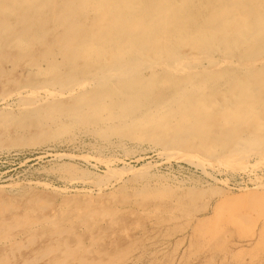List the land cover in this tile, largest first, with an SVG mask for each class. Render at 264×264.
<instances>
[{"label":"bare ground","instance_id":"bare-ground-1","mask_svg":"<svg viewBox=\"0 0 264 264\" xmlns=\"http://www.w3.org/2000/svg\"><path fill=\"white\" fill-rule=\"evenodd\" d=\"M20 60L24 83L3 79L19 114L0 124L33 114L48 139L79 124L212 167L264 161V0H0V78Z\"/></svg>","mask_w":264,"mask_h":264},{"label":"rangeland","instance_id":"rangeland-1","mask_svg":"<svg viewBox=\"0 0 264 264\" xmlns=\"http://www.w3.org/2000/svg\"><path fill=\"white\" fill-rule=\"evenodd\" d=\"M2 68L0 114L17 115L3 79L24 83L26 65ZM18 116L0 124V264H264L257 156L212 167L79 124L48 139Z\"/></svg>","mask_w":264,"mask_h":264}]
</instances>
